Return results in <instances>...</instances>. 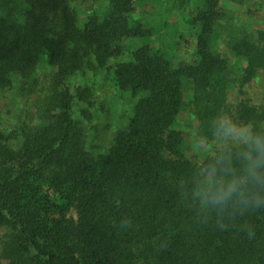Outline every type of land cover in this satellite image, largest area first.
<instances>
[{
    "label": "trees",
    "instance_id": "16d2710c",
    "mask_svg": "<svg viewBox=\"0 0 264 264\" xmlns=\"http://www.w3.org/2000/svg\"><path fill=\"white\" fill-rule=\"evenodd\" d=\"M232 109L264 129V0H0V264H264V211L174 190Z\"/></svg>",
    "mask_w": 264,
    "mask_h": 264
},
{
    "label": "clouds",
    "instance_id": "9594fccd",
    "mask_svg": "<svg viewBox=\"0 0 264 264\" xmlns=\"http://www.w3.org/2000/svg\"><path fill=\"white\" fill-rule=\"evenodd\" d=\"M196 143L206 159L192 161L190 173L174 182L178 203L199 224L212 223L221 232L238 229L253 238L254 226L238 221L264 211V129L235 109L223 110L209 119L207 133ZM115 227L132 230L134 220L123 216Z\"/></svg>",
    "mask_w": 264,
    "mask_h": 264
}]
</instances>
